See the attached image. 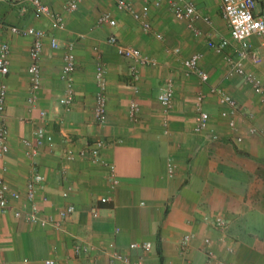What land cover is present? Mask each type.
Wrapping results in <instances>:
<instances>
[{"label": "crops", "instance_id": "crops-1", "mask_svg": "<svg viewBox=\"0 0 264 264\" xmlns=\"http://www.w3.org/2000/svg\"><path fill=\"white\" fill-rule=\"evenodd\" d=\"M67 1L43 0L62 12L66 29L61 30L48 16L37 18L32 10L20 12L18 2L0 0V19L6 23L49 30L41 57L42 86L34 105L28 101L32 39L4 33L11 44L10 73L2 78L8 84L5 119L10 135L9 151H0V182L24 192L36 168L46 177L37 197L42 215L59 217L67 204L76 207L56 229L27 220L32 205L26 198L13 201L12 210L0 213V264H48L47 260L128 264L113 259L114 251L133 262L143 256L147 264H264V143L260 135L250 132L251 126L264 129V101L245 79L229 77L226 55L207 44L209 38L230 37L222 0H193L200 13L210 18V22L196 21L202 31L198 36L186 20L175 17L171 0L160 5L155 0H128L137 11L148 12L149 32L131 14L118 10L113 0H81L75 11L63 9ZM103 11L116 18L117 26L98 23ZM256 11H264V0ZM113 34L158 61L157 66H139L137 91L131 61L118 55L108 41ZM52 38L58 40V48L52 47ZM68 41L76 43L77 59L71 108L60 103L65 90L63 46ZM251 44L262 62L247 59L246 69L264 81V38L254 35ZM237 48L233 42L226 53L236 54ZM193 53L202 55L208 82L185 74L182 59ZM98 59L107 69L108 119L104 124L94 115ZM168 79L176 84L171 110L158 100ZM212 86L238 101L239 108L228 118L221 116L228 107L211 92ZM201 93L219 141L194 131ZM133 100L141 108L137 120L130 115ZM42 111L47 112L46 119ZM231 118L236 120V129L229 125ZM41 125L53 135V142L32 159L23 139L32 138ZM238 136L241 142H236ZM99 138L105 141L103 159L116 165L119 183L114 188L104 164L81 157L70 160L65 155L69 148L78 150ZM170 161L173 175L168 171ZM104 196L111 200L101 203ZM94 205H99L98 216L92 213ZM17 209L22 211L20 217L15 215ZM216 216L228 219L227 229L214 227L211 219ZM186 235L190 238L185 242ZM145 241L152 243L149 251L130 247ZM77 244L88 246V251L76 254Z\"/></svg>", "mask_w": 264, "mask_h": 264}, {"label": "built area", "instance_id": "built-area-1", "mask_svg": "<svg viewBox=\"0 0 264 264\" xmlns=\"http://www.w3.org/2000/svg\"><path fill=\"white\" fill-rule=\"evenodd\" d=\"M15 3L18 2L20 12L26 13L32 10L37 18L48 16L51 18L53 26L58 29H65V20L62 12L54 11L43 0H11ZM164 0H155L156 4L160 5ZM261 0H222L221 11L222 16L226 20L230 28V37H221L218 40L209 38L207 44L210 48L218 53L226 55L229 70L227 75L229 77L239 76L245 79L246 82L252 85L254 91L261 95L264 101V81L261 77L249 73L245 66V61L250 59L255 64L262 62V57L252 49L251 38L258 35L264 38V11H256V6ZM81 0H68L63 9L66 11H75L79 8ZM118 10L131 14L141 25L142 29L146 32L152 30V23L149 20L148 12H139L135 9L133 4L128 0H113ZM170 8L175 17L181 20H186L188 26L195 32L201 35L202 31L196 26V21L202 19L210 22V18L203 15L198 10L193 0H171ZM98 23L108 24L112 27L117 26V20L108 11H103L98 17ZM9 31L15 35L31 37L32 42L30 46L31 64L28 72L30 77V94L28 97L29 103L34 105L38 98V91L42 86V70H41V57L44 50L45 39L48 36L44 28L32 25H16L6 23L0 19V151L7 153L9 151V128L5 119L6 100L8 96V84L2 80L10 73V56L11 44L5 37L4 33ZM162 39V36L159 35ZM109 42L116 46L117 52L120 56L129 59L130 74L132 81H134L135 90L137 91L138 81L141 79L139 66H157L158 61L145 54L140 48L123 44L119 41L116 35L109 37ZM235 42L238 45L236 54L226 53L228 49ZM51 45L53 48H58L59 43L56 38H52ZM178 51V49H176ZM200 53H193L192 55L182 59V66L186 75L198 76L201 81L208 82L210 79L209 73L201 65ZM76 53L74 50V43L70 42L65 46L63 56V65L61 70V78L65 82V90L60 98V103L67 108H71L75 100V72L77 68ZM95 78L97 82V92L95 96L94 115L99 124L106 123L108 119V80L107 69L103 61L99 60L96 67ZM176 84L173 79H168L160 88L158 95L159 102L166 110H171L174 106ZM211 92L215 94L221 104L227 105V109L221 111L223 118H228L232 113L236 112L239 108L238 101L229 93L224 91L218 86H212ZM205 95L199 94L197 100L196 116L194 123V131L198 134L205 135L210 141H219L220 135L210 127V113L204 109ZM140 105L136 100L131 102L130 115L133 120H137L140 113ZM41 117L46 119L47 112L42 111ZM231 128L236 129L237 123L235 119L229 120ZM250 132L255 135H260L264 143V129L257 126H251ZM243 138L238 136L236 142H241ZM53 142V135L49 133L45 126H38L32 138L23 139L26 147V153L32 159H36L41 151V148L46 143ZM105 146V141L101 138L96 139L93 143L86 145L78 150L69 148L65 155L67 159L73 160L76 157L87 158L91 161L104 164L109 171V178L111 179L112 187L114 188L119 183L117 176L116 165L103 159L102 149ZM168 171L170 175L174 174V163L169 162ZM46 177L43 173L36 168L33 169L29 176L24 192L13 189L7 182H0V213L7 212L13 209V201L26 198L30 201L32 208L26 214V218L31 223H39L42 226H51L56 229L62 227L63 220L67 219L76 211L73 204H67L59 212V217L51 215H42L38 206L37 197L39 191L44 184ZM64 197L68 196V191L63 192ZM109 196L101 197L100 202L106 203L110 201ZM99 205L92 207L94 216L99 215ZM15 215L20 217L22 211L15 210ZM206 219H209L206 217ZM212 224L219 230H225L229 226V221L223 216H216L211 219ZM190 235L185 236V242L188 241ZM210 239H206L209 243ZM131 248H141L143 251H149L152 243L133 242L130 244ZM88 251V246L77 244L75 246L76 254L80 255ZM113 259L122 260L128 264H147L145 257H140L137 261L133 262L130 257L123 255L118 251L111 253ZM48 264H55L54 260H47Z\"/></svg>", "mask_w": 264, "mask_h": 264}, {"label": "rangeland", "instance_id": "rangeland-1", "mask_svg": "<svg viewBox=\"0 0 264 264\" xmlns=\"http://www.w3.org/2000/svg\"><path fill=\"white\" fill-rule=\"evenodd\" d=\"M54 11H55V10H54ZM57 12H60V11H57ZM65 29H66V27H65ZM65 29H62V30H65ZM45 30H46V29H45ZM46 31H47V33H48L49 30L47 29ZM93 31H96V30L94 29ZM101 31H102L103 34H106V33H107V31H104V30H102V29H101ZM95 33H96V32H95ZM110 36H111V35H110ZM110 36H109V37H110ZM107 37H108V36H107ZM108 39H109V38H108ZM118 39H119V38H118ZM108 41H109V40H108ZM119 41H120V39H119ZM68 42H70V41H68ZM68 42L65 43V44L67 45ZM73 42H74V41H73ZM120 42H121V41H120ZM74 43H75V42H74ZM121 43H122V42H121ZM75 44H76V43H75ZM75 44H74V50H75ZM63 45H64V44H63ZM66 45H64L63 47H65ZM117 53H118V52H117ZM118 55H119V54H118ZM121 57H122V56H121ZM99 60H100V59H98V61H99ZM98 61H97V62H98ZM102 61H103V60H102ZM103 63H104V62H103ZM104 64H105V63H104ZM129 68H130V66H129ZM129 83H131V79L129 80Z\"/></svg>", "mask_w": 264, "mask_h": 264}]
</instances>
